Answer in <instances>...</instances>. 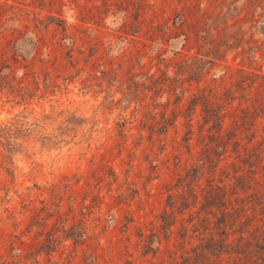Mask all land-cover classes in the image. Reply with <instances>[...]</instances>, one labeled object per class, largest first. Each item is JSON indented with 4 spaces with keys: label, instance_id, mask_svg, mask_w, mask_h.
<instances>
[{
    "label": "rangeland",
    "instance_id": "374dc122",
    "mask_svg": "<svg viewBox=\"0 0 264 264\" xmlns=\"http://www.w3.org/2000/svg\"><path fill=\"white\" fill-rule=\"evenodd\" d=\"M139 2L143 28L168 26L172 38L138 32ZM209 50L202 80L184 84L182 146H172L174 127L151 143L143 123L165 110L153 103L170 98L172 121L178 110L176 95L156 91L153 79L174 76L171 61ZM0 84V264H150L139 225L206 154L203 136L214 164L226 158L216 178L246 177L264 237V0H0ZM204 93L225 125L210 129L200 102L189 153L188 101ZM55 135L62 141L52 145ZM176 240L171 253L164 241L157 264L179 259Z\"/></svg>",
    "mask_w": 264,
    "mask_h": 264
},
{
    "label": "trees",
    "instance_id": "16d2710c",
    "mask_svg": "<svg viewBox=\"0 0 264 264\" xmlns=\"http://www.w3.org/2000/svg\"><path fill=\"white\" fill-rule=\"evenodd\" d=\"M136 6L139 14L136 23L139 22L140 24L138 32L144 31L146 36L153 39L172 38V36H167L169 33L168 26L152 22L143 28L145 22L139 17L145 12V7L140 2L136 3ZM133 15L134 9L130 5L125 9L123 25H126ZM154 16L157 17L158 14L155 12ZM176 18L178 21H184L185 14L178 11ZM209 54L210 50L205 54L198 53L186 59L171 61L167 67L173 65L175 75L169 76L167 73H163L162 76L153 79L152 88H155L156 91L166 93L169 97L173 94L176 95L174 103L178 110H174L173 114L175 115L172 121V119L167 118L168 106L171 104L170 98L163 104L153 103L154 110H157L161 105L165 110H163L160 119H158V112H155L154 116L147 117L143 123V127L150 130L149 141L151 143L155 144L156 141L160 143L165 139L168 140L171 133L170 128L174 127V136L171 138L172 146L175 151L182 146L183 143L178 138V119L179 113L183 112L185 106L183 99L186 92L189 93L190 91L186 90L184 84L185 82L202 80L205 74L204 64L208 62L206 57H210ZM140 93V90H137L136 94L139 95ZM143 101L140 100V107L145 106ZM188 102V111L185 113L188 131L185 133L183 141L187 142L185 147L190 153V143L195 135L193 121L199 103L205 105V124L210 129L218 126V133H221L224 128L226 115L221 112V109L217 113L213 111L210 94L204 93L200 96L192 94ZM216 132L217 130H214L211 135L215 136ZM209 137L211 138L210 135ZM203 139L206 154L194 162L186 175L178 174L176 190L167 194L163 208L155 216V219L149 225L145 223L139 225L138 236L143 242V256L152 254L153 258L150 264H157L156 259L163 248L164 241H166V251L171 253L170 243L176 237L178 245L183 248V253L179 259L171 264H264V237L260 233L257 218L256 194L247 192L248 186L244 175L236 173L227 174L220 178L215 177L219 168L218 165L226 158H220L221 154L214 164V156L209 150V140L205 136ZM61 141L59 135H55L50 140L52 145H57ZM163 145L162 151H165L167 147L165 144ZM223 148L226 151L227 146L224 145ZM167 161H163V163H167ZM153 162H155L152 165L153 169L159 170L158 156L153 159ZM207 166L211 168L209 171H206ZM226 170V168H222L221 172L225 173ZM206 173L214 175L206 178ZM204 178H206L205 182L203 181ZM115 179H117L116 175ZM131 197L134 198L136 195ZM158 201L161 202V200ZM131 205L132 203H129V206ZM186 211H189L190 215L188 220H185ZM135 220V216L132 215L129 222H135ZM178 222L179 225L177 226ZM175 228L178 229L177 236H174ZM82 236L83 234H81ZM187 244L188 247H186ZM127 264H138V259L129 260Z\"/></svg>",
    "mask_w": 264,
    "mask_h": 264
}]
</instances>
